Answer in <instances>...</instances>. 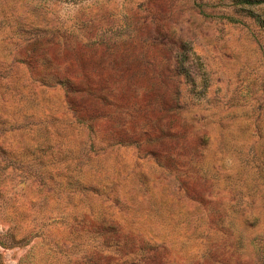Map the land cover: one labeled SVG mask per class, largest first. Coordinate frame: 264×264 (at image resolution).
I'll list each match as a JSON object with an SVG mask.
<instances>
[{"label":"rangeland","instance_id":"obj_1","mask_svg":"<svg viewBox=\"0 0 264 264\" xmlns=\"http://www.w3.org/2000/svg\"><path fill=\"white\" fill-rule=\"evenodd\" d=\"M256 18L0 0V264H264Z\"/></svg>","mask_w":264,"mask_h":264},{"label":"trees","instance_id":"obj_2","mask_svg":"<svg viewBox=\"0 0 264 264\" xmlns=\"http://www.w3.org/2000/svg\"><path fill=\"white\" fill-rule=\"evenodd\" d=\"M232 2L236 6L247 7V6H253V5H261L264 3V0H232ZM256 20L259 23V25L264 29V20L259 19V18H256Z\"/></svg>","mask_w":264,"mask_h":264}]
</instances>
